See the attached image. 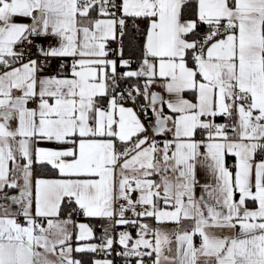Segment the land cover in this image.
<instances>
[{
	"label": "snow or ice",
	"instance_id": "obj_1",
	"mask_svg": "<svg viewBox=\"0 0 264 264\" xmlns=\"http://www.w3.org/2000/svg\"><path fill=\"white\" fill-rule=\"evenodd\" d=\"M0 264H264V0H0Z\"/></svg>",
	"mask_w": 264,
	"mask_h": 264
},
{
	"label": "trees",
	"instance_id": "obj_2",
	"mask_svg": "<svg viewBox=\"0 0 264 264\" xmlns=\"http://www.w3.org/2000/svg\"><path fill=\"white\" fill-rule=\"evenodd\" d=\"M94 223L97 225V227L95 228L96 234L99 235V233H100V228L98 226L99 222L98 221H94Z\"/></svg>",
	"mask_w": 264,
	"mask_h": 264
}]
</instances>
